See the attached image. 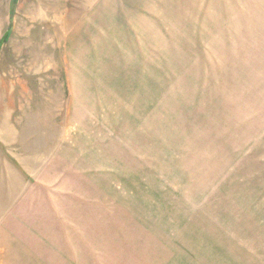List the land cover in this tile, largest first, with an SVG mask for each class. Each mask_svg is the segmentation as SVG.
<instances>
[{"label": "rangeland", "instance_id": "rangeland-1", "mask_svg": "<svg viewBox=\"0 0 264 264\" xmlns=\"http://www.w3.org/2000/svg\"><path fill=\"white\" fill-rule=\"evenodd\" d=\"M0 264H264V0H0Z\"/></svg>", "mask_w": 264, "mask_h": 264}]
</instances>
